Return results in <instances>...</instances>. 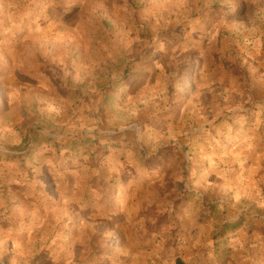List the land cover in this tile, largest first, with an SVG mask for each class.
Returning <instances> with one entry per match:
<instances>
[{
  "label": "rangeland",
  "instance_id": "1",
  "mask_svg": "<svg viewBox=\"0 0 264 264\" xmlns=\"http://www.w3.org/2000/svg\"><path fill=\"white\" fill-rule=\"evenodd\" d=\"M0 264H264V0H0Z\"/></svg>",
  "mask_w": 264,
  "mask_h": 264
}]
</instances>
